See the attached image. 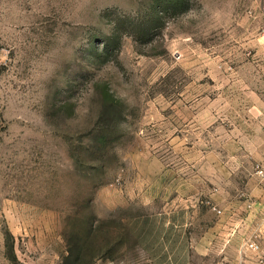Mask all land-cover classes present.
<instances>
[{
    "label": "rangeland",
    "instance_id": "obj_1",
    "mask_svg": "<svg viewBox=\"0 0 264 264\" xmlns=\"http://www.w3.org/2000/svg\"><path fill=\"white\" fill-rule=\"evenodd\" d=\"M257 164L264 0H0V264L130 263L159 212L230 213Z\"/></svg>",
    "mask_w": 264,
    "mask_h": 264
},
{
    "label": "crops",
    "instance_id": "obj_2",
    "mask_svg": "<svg viewBox=\"0 0 264 264\" xmlns=\"http://www.w3.org/2000/svg\"><path fill=\"white\" fill-rule=\"evenodd\" d=\"M258 177L254 194L238 203L232 214L217 206L216 209L221 212L208 206L190 210L187 205L174 207L167 214L159 212L158 220L167 225V229L151 239L135 240L134 245L151 247L139 250L143 255L137 260L130 263L121 261L119 264H256V251L241 246L245 239L238 240L235 226L239 214H242L241 220L245 221L247 228L250 221L254 228L255 213L264 212V179ZM197 213H200L199 229L192 226L197 220ZM250 236L252 234L247 232L246 237L250 239Z\"/></svg>",
    "mask_w": 264,
    "mask_h": 264
},
{
    "label": "built area",
    "instance_id": "obj_3",
    "mask_svg": "<svg viewBox=\"0 0 264 264\" xmlns=\"http://www.w3.org/2000/svg\"><path fill=\"white\" fill-rule=\"evenodd\" d=\"M256 173L262 179H264V164H257ZM218 212H221V210L218 209ZM246 246H248L249 248H252L254 250L259 249V247H260V245L255 240L247 241Z\"/></svg>",
    "mask_w": 264,
    "mask_h": 264
},
{
    "label": "clouds",
    "instance_id": "obj_4",
    "mask_svg": "<svg viewBox=\"0 0 264 264\" xmlns=\"http://www.w3.org/2000/svg\"><path fill=\"white\" fill-rule=\"evenodd\" d=\"M218 14H219V13H216V15H218ZM179 15H181V16H183V15L193 16V15H194V10L191 9V8H189V9L187 10L186 13H181V14H179ZM173 19H175V17L168 18V19L165 20V28L168 27V25L171 23V21H172Z\"/></svg>",
    "mask_w": 264,
    "mask_h": 264
},
{
    "label": "trees",
    "instance_id": "obj_5",
    "mask_svg": "<svg viewBox=\"0 0 264 264\" xmlns=\"http://www.w3.org/2000/svg\"><path fill=\"white\" fill-rule=\"evenodd\" d=\"M76 258H77V260L80 259L79 256L76 257ZM93 261H94V260H93V258H92V259L88 260V261L86 262V264H92ZM75 262H76V260H75Z\"/></svg>",
    "mask_w": 264,
    "mask_h": 264
}]
</instances>
